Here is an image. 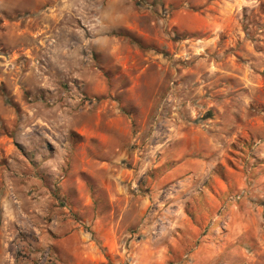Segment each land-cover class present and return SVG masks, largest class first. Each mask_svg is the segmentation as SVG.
Wrapping results in <instances>:
<instances>
[{
  "label": "rangeland",
  "instance_id": "374dc122",
  "mask_svg": "<svg viewBox=\"0 0 264 264\" xmlns=\"http://www.w3.org/2000/svg\"><path fill=\"white\" fill-rule=\"evenodd\" d=\"M0 264H264V0H0Z\"/></svg>",
  "mask_w": 264,
  "mask_h": 264
}]
</instances>
